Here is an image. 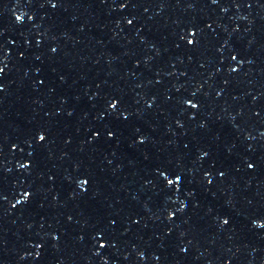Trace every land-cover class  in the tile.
I'll list each match as a JSON object with an SVG mask.
<instances>
[{
	"label": "snow or ice",
	"instance_id": "obj_1",
	"mask_svg": "<svg viewBox=\"0 0 264 264\" xmlns=\"http://www.w3.org/2000/svg\"><path fill=\"white\" fill-rule=\"evenodd\" d=\"M189 43H192V41H189ZM40 139L43 140L44 137L43 136H40ZM169 183H172V181H169Z\"/></svg>",
	"mask_w": 264,
	"mask_h": 264
},
{
	"label": "clouds",
	"instance_id": "obj_2",
	"mask_svg": "<svg viewBox=\"0 0 264 264\" xmlns=\"http://www.w3.org/2000/svg\"><path fill=\"white\" fill-rule=\"evenodd\" d=\"M16 19H17V17H16ZM17 21H19V20H17ZM227 221H225V223H226Z\"/></svg>",
	"mask_w": 264,
	"mask_h": 264
}]
</instances>
